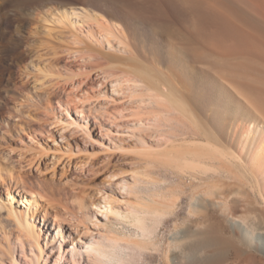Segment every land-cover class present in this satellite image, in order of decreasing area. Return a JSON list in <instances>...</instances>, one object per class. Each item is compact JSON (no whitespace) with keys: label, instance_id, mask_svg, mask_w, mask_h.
I'll return each instance as SVG.
<instances>
[{"label":"rangeland","instance_id":"obj_1","mask_svg":"<svg viewBox=\"0 0 264 264\" xmlns=\"http://www.w3.org/2000/svg\"><path fill=\"white\" fill-rule=\"evenodd\" d=\"M59 2L65 3L66 6H60ZM79 6H83L81 0H0V154L2 155L0 156V179H2L0 181V245L3 246L1 250L7 249L10 244L5 236L8 237L12 233L11 240H14L17 233L15 226L8 220L5 205L6 188L9 192L13 191L12 184L9 183L10 177L17 179L19 189L38 195V198L42 199H37V208L42 214L46 213L47 209L52 214L60 213L65 209L74 213L80 210V213L84 214V221L88 222L89 217L94 213L93 205L98 201L99 192L103 190L106 179L113 174L129 181L128 176L132 177L134 172V178L138 177V185L131 193L134 207L163 209L165 213L158 219L159 224L158 220H150L152 225L155 224L157 231L154 234L155 238H152L153 242L145 241L144 243L149 245L145 244L144 247L143 244V249L134 250L129 247L131 244H141L142 241L139 240V231L131 223L122 221L121 224L115 225L114 237L120 240L123 247L119 253L121 264H164L167 253L170 249L176 248V244L183 248L181 249L188 257L195 256L198 255V248L203 238L206 240L207 252L213 251L217 257H220L219 264H264V235L261 241L251 240L252 236L258 235L259 227L264 232V203L259 192L252 187L251 180L247 179L246 174L242 175L237 167L228 166L221 160L216 161V158L213 160V157H209L207 154L210 148L205 146L209 142L212 147L234 153H238L240 145L246 148L247 145L242 139L243 133L234 132V125L238 122L235 116L242 119L241 123L252 121L263 129L264 100H241L232 90L228 89L229 93L225 92L220 87L219 79L210 72L212 69L208 71L206 66L200 63L203 59L193 57V60H184L179 62L180 64L172 63L171 57L179 49L174 43H184L186 40L182 36L173 35L165 25L160 32V28L147 23L150 33L158 31L159 34L157 33L156 36L167 42L166 47L158 46V50L152 49L154 56L160 59L159 63H162L159 64L157 58L152 59L146 54L141 49V44L136 41L134 47L139 49L138 52L141 54L140 57L134 56L133 59L137 62L143 61V64L155 71L163 69L165 75L173 77L179 75L189 85L191 83L192 92L188 93L186 100H181L186 105L188 113L180 114L179 110L174 113L175 111H171L166 104L168 110L164 108L163 103L140 98V94L146 91L143 85L133 88L132 84H126L119 79L120 82L117 83V77L124 75L121 69L118 68V72L114 65L120 61L115 63L116 60L113 61L111 57L114 59L120 55L123 60L125 54L121 55L117 52L114 43L111 49L105 44L95 47L92 52L95 59L88 61L84 67L86 77L82 76V79L85 77L87 80L84 89L89 96L97 99H91L89 103H92L91 107L95 110L99 109L98 116L105 114V117H102L104 121H110V117L117 118L115 119L117 121L111 120L114 124L110 121L113 124L110 127L114 132L128 134L127 139L132 137L129 140L111 138L115 142L122 141L124 149L116 151L109 163H106V155L95 158L92 153L99 150L87 146L90 143L89 138L79 135L73 140L68 137L66 140H61L58 133L50 126L51 121L60 111L56 105L57 101L66 100L67 96L74 98L72 97L74 94L67 95L71 90V87L68 88L70 82L67 81L70 79L68 69H72L71 66L74 64L70 58L68 59L67 52L74 51L73 44L66 40L59 21L63 11L71 13L72 7ZM170 11L165 14L166 19L174 24L173 26L183 36L191 38L192 35L188 37L190 35L188 25L173 13L170 15ZM92 22L95 23V20ZM192 38L191 42L198 47L200 40ZM128 41L129 39L121 36L118 43L126 47ZM132 44L129 43L130 49H133ZM198 48L203 52L207 50L202 45ZM54 50L58 53L54 54ZM211 53L208 55H215ZM212 57L217 58L218 55ZM99 61L102 63L100 64ZM168 63L172 64L173 70ZM161 70L158 72L162 73ZM245 75L249 76L247 73ZM260 79H264V76ZM65 80L68 82L66 86L68 92L60 88L58 90L55 85L57 82L64 83ZM175 84L178 88L182 86L179 81ZM229 94L234 95L237 100H230ZM117 102L123 103V106ZM120 105L131 109L136 115L131 110L130 113L127 110L123 117L118 119L113 112L117 110L114 107L120 108ZM102 124L107 128L105 123ZM201 129L207 135H204ZM150 138L159 141L162 152L152 155L142 151L141 139L147 141ZM168 138L171 139L172 145H167V148L162 147L165 145L164 140ZM42 151L49 152L47 154L49 157L39 159L37 152ZM250 151L244 149L245 154L249 155ZM163 152H166L167 157ZM52 155L56 158H52ZM181 158L187 160L197 158L199 164L202 163L207 167L201 169L202 171L198 168L182 167L184 162ZM251 166L257 168L254 164ZM260 188L264 190V183H261ZM195 198L199 200L198 207L191 205ZM48 203L53 205L50 206L52 209L49 208ZM166 205L167 208H163ZM42 214L38 218L37 226L43 224ZM231 219H236L237 222ZM179 231L184 232L185 237L175 242L172 236ZM16 253L20 254L19 249ZM1 255L5 262L9 261V254L4 252Z\"/></svg>","mask_w":264,"mask_h":264},{"label":"bare ground","instance_id":"obj_2","mask_svg":"<svg viewBox=\"0 0 264 264\" xmlns=\"http://www.w3.org/2000/svg\"><path fill=\"white\" fill-rule=\"evenodd\" d=\"M81 2L83 6H79L78 8L72 7L71 13L63 11L59 21L61 25L60 28L63 30L66 40L73 44L72 48L74 50L67 52L68 59L70 58L71 62H74L71 66L72 69H68L70 79L67 81H70L69 84L66 80L65 82L63 81L64 83L57 82L55 84L58 90L60 88V90H64V92H68L66 89L68 84V88L71 87V90L67 95L74 94V96H72L74 98L67 96L65 97L66 100L62 101L63 99L61 98L62 100L57 101L56 105L60 111L57 117L50 123L51 129H54L58 133L61 140H66L67 137L73 140L79 135L86 136L90 139V143L87 144V146L99 150V153L95 151L92 155H95V158L100 155H106V163L110 162V159L116 151L124 149L122 141L118 140L115 142L111 138L127 139L128 134H123L119 131L114 132L111 129L110 126L114 124V121L112 122L111 120L117 118L110 117L112 124L110 121H104V119H102V117H105V114L102 115V113L101 115L99 114V116L97 115L99 109L95 110L91 107L92 103H89L91 99H97L89 96L87 90L84 89L87 86L84 67L88 64L89 60L95 59L92 54L95 47H100L103 44H105L108 49H111V47L115 45L117 46V52L121 53V55L125 54L123 55V60L120 58V55L114 56L116 59H113L111 54V56H109L113 61L116 60L114 61L115 63L118 62V60L120 61L118 62L120 63L118 65L119 67L117 66L118 63L114 65L117 69H121L124 76L120 78L118 76L116 80L117 83L121 80L124 81V83L126 82V84H132L133 88L134 86L137 88L143 85L146 91L140 94V98H147L148 100L155 101V103H163L164 108L168 105L171 111H175L174 113L178 110L180 114L181 112H186V105L181 100H186L188 98V93L192 92L191 83L189 85L185 79L177 74V77L165 75L163 74V69H160L162 72L160 73L158 72L160 70L155 71L150 69L147 65L143 64V61L137 62L133 59L134 56L137 58V56L140 57L139 54H141L138 52L139 49L137 50L136 47H134L135 41L141 44V49L152 59L157 58L152 52L154 49L158 50V46H167V44H165L167 43L166 41L156 36L158 31L157 33L156 31L150 33L151 30H148L147 23L154 24L156 27L160 28V30L162 26L165 25L171 30L173 35L182 36L186 40L184 43H174L179 49H177L178 52H175L176 54L173 57L170 55L172 63H179L188 59L191 60L193 57L203 59L200 63H203L202 65L206 66L208 71L212 69L210 72L216 75L219 79V84L221 83L220 87L225 92L229 93L228 89H230L235 93V96L241 100H264V79H260L264 76V0H81ZM59 5L63 7L66 6V4L62 2H59ZM167 11H170V15H172L171 13H173L174 16L176 15L175 17H178L188 25V30H190V35H188V37L192 35L195 39L200 40V45L207 49L205 52L208 53L209 51L208 54L212 52L215 54L212 55L211 53L212 56L218 55L219 58H214L201 51V49L198 48L200 46L199 44L197 47L191 42L190 39L192 37L188 39L187 36H183L182 33L173 26L174 24L172 25V23L166 19L165 14ZM92 20H95V23L92 22ZM162 31L163 30L160 32ZM121 36L122 38L129 39L126 43L127 48L118 43ZM112 43L114 44L112 45ZM129 43H133V49H130L131 46ZM55 45L57 44H54V46ZM48 46L50 47V44ZM168 48L167 51L169 52ZM57 53L56 50H54V54ZM157 60L159 63L160 59L157 58ZM101 63L102 62H100V64ZM114 65L112 66L114 67ZM168 66L173 70L172 64L168 63ZM246 73L249 76L245 75ZM113 75L115 74L113 73ZM82 76L85 77L82 79ZM256 76L259 77V79ZM116 81L114 80V82ZM177 81L182 85L180 88L175 84ZM114 87H116V85ZM111 95L117 96L114 93H111ZM49 96H51L50 93ZM235 96L230 95V100H237ZM114 101L115 100H112V102ZM119 104L122 105L123 103ZM121 105L120 108H118L119 106L114 107V109L117 108V110H114L115 112L113 113L118 119H121L127 110H129V113L131 110L129 108H123V105ZM100 109L102 110V108ZM134 115L136 114L134 113ZM90 118L92 121H90ZM235 119L238 122L234 125V132L243 133L244 138L242 139H244L247 147L245 148L244 145H240L238 153H234L212 147L208 142L205 144V146L210 148V152H208L207 155L211 158L213 157V160L216 158V161L218 159V161L221 160L223 164L237 167L239 172L244 176L246 174L247 179L251 180L250 183L252 187L257 189L264 203V190L260 188L261 183H264V127L260 129L257 124L249 121L250 119L246 120L249 121L247 123H241L242 119H239L237 116H235ZM102 122L107 125V128H105ZM123 130L125 131L126 129ZM205 134L207 135L204 131V135ZM130 138L132 137H129V139ZM169 138L164 140L165 145L162 147L165 148L169 144L172 145L171 139ZM141 140L143 146L142 151H147L153 155L158 154L162 149L158 140L151 138L147 140L148 142L143 139ZM244 149L245 151L251 150V153L249 155L245 154ZM165 151L167 152V150ZM166 152H163V154L166 155ZM37 153L39 159L49 157L47 156L49 152L45 153L42 151ZM0 156L2 155L0 154ZM54 157L55 156L52 155V158ZM181 160L184 162L182 167L185 168H198L204 170V167H207L202 163L203 166L199 164L197 158L193 160L181 158ZM253 164L256 165L257 168L251 166ZM117 176L112 174L106 179L103 190L99 192L98 201L93 205L94 213L92 217H89L88 222L84 221V214L80 213L79 209L77 213L65 209L62 212L60 211V213L54 214L47 209L46 213L42 214L37 208V199H40L38 198L39 196L27 193L24 189H19L17 179L10 177L9 183L12 184L11 187L13 191L9 192L6 188L5 194L7 201L5 205L7 206L8 220L15 226L17 233H15L14 240H11L12 233H10L11 235L8 237L7 235L5 236L10 242L7 249L3 248V250H1L3 246L0 245V264H121L119 253H121L122 246L120 244L121 242H119L120 240L114 237V233L116 234L115 225L117 223L121 224L122 221L131 223L140 233L139 240H142L141 244L135 243L131 244L129 247L134 250L143 249V246H146L145 244L149 242L152 243L154 240H152V238L155 236L154 234H156L157 230L155 224L152 225L150 220L160 219L165 211L157 208L137 209L138 207H134L131 200V193L132 189L138 185V177L137 179L134 178V172L132 177H130L131 175L128 176L129 181L122 176ZM0 181H2V179H0ZM49 204L50 203H48V205ZM191 205L198 207V198H195L193 202H191ZM50 206L53 205H49V208ZM163 208H167V205ZM50 209H52V207ZM54 209L56 208L54 207ZM40 214H42L41 223L43 224L37 226L36 223L38 224ZM231 220H234L235 223L237 222L236 219ZM159 221L160 220H158V224L160 223ZM259 229L260 232L257 230L258 235L252 236L251 240H262L264 232L260 227ZM183 233L184 232L180 231L178 233L176 232V234L172 236L173 241L175 240L176 242L185 237ZM204 240L203 238V241ZM145 241H148V243H144ZM203 241H201L202 243L198 248V255L191 257H188V255L183 252V248L176 244L175 246L177 247L174 249L172 248V250L170 249L169 253H167L164 264H217L220 257H217L213 251L207 252L206 240ZM17 249H19L20 254L16 253ZM127 251L128 250H126V252ZM4 252L10 256L9 261L6 260L7 263L3 260L4 258L2 259L3 256L1 253Z\"/></svg>","mask_w":264,"mask_h":264}]
</instances>
